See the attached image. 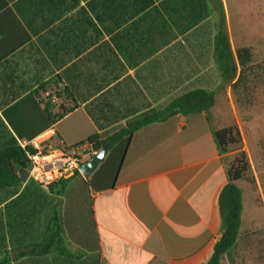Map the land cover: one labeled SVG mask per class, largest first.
I'll return each mask as SVG.
<instances>
[{"label":"crops","instance_id":"crops-1","mask_svg":"<svg viewBox=\"0 0 264 264\" xmlns=\"http://www.w3.org/2000/svg\"><path fill=\"white\" fill-rule=\"evenodd\" d=\"M80 2L67 11L52 7L51 0H0V146L11 138L32 143L58 136L60 144L72 147L99 133L84 105L46 129L44 106L38 104L52 93L40 86L83 55L69 60L65 49L69 24L85 4ZM72 29L82 35L77 24ZM86 37L87 44L92 42L87 52L98 41L93 44L92 27ZM179 42L183 48L166 54L165 49L152 55L130 49L124 57L125 64H135L125 77L137 86L138 99L131 102L137 114L163 110L194 88L220 86L210 55L196 56ZM70 46L81 47L82 37ZM38 89L40 98L28 97ZM238 113L228 85L217 93L209 114L170 113L147 125L130 142L110 147L89 178L81 174L68 180L60 194L58 187H42L30 175L17 188L0 189V264H206L221 238L217 197L227 183L208 116L214 128L222 129L238 124ZM243 205L238 246L244 199ZM54 224L63 243L42 248L51 241ZM62 246L66 250H58Z\"/></svg>","mask_w":264,"mask_h":264},{"label":"trees","instance_id":"trees-1","mask_svg":"<svg viewBox=\"0 0 264 264\" xmlns=\"http://www.w3.org/2000/svg\"><path fill=\"white\" fill-rule=\"evenodd\" d=\"M75 15V23L69 24L67 35L68 59L82 55L76 62H69L62 74L54 76L40 86L51 88L52 93L40 101L47 123L46 129L73 113L84 105L88 115L96 125V133L84 142L67 147L55 136L49 143H56L69 151H79L84 146L88 154L99 152L106 144L113 147L126 140L149 124L159 122L173 115L189 116L198 113L209 114L215 105L217 93L230 85L239 111H249L259 102L264 93V61H258L252 48L233 50L227 31L225 9L222 0H84ZM80 0H51L52 7H63L67 11L80 6ZM73 20L69 18L68 21ZM78 25L82 35L75 34L72 26ZM94 29L95 45L86 52L91 38L86 42L88 28ZM82 28V29H81ZM75 37H82V46H70ZM109 37V39H105ZM183 40L196 56L210 55L212 65L221 78L216 89L194 88L176 98L165 109H153L137 114L131 102L138 99L137 86L131 78L125 77L128 67L135 65L124 57L129 50L152 55L182 47ZM126 41H132V47ZM87 44V46H86ZM138 44V45H134ZM141 44V45H140ZM183 48V47H182ZM128 65V66H126ZM129 81V82H128ZM84 88V91H80ZM40 89L28 97L40 98ZM125 121L116 132L105 136L103 131ZM211 133L220 155L229 152L231 146L240 143V132L236 126L216 129L208 116ZM46 142V143H48ZM36 150L32 146L23 149L18 141L11 138L0 146V189L17 188L21 183V173L30 171V155ZM227 176L226 185L217 197V213L221 219V238L214 245L206 264H222L238 246L241 236L243 214V190L237 184L247 181L255 184L251 176V166L243 152L230 163L222 160ZM67 181L52 184L62 193ZM51 241L46 240L42 248L63 243L60 227L54 224ZM57 237V239H55ZM58 250H66L64 246ZM46 251V250H45ZM61 251V252H62Z\"/></svg>","mask_w":264,"mask_h":264},{"label":"rangeland","instance_id":"rangeland-1","mask_svg":"<svg viewBox=\"0 0 264 264\" xmlns=\"http://www.w3.org/2000/svg\"><path fill=\"white\" fill-rule=\"evenodd\" d=\"M226 6L227 31L232 48H252L258 61H264V0H223ZM240 143L230 147L223 156L232 162L241 152L247 155L255 184L240 181L244 191L245 225L239 246L222 264H264V93L249 111H239ZM47 149L61 148L45 143ZM83 150L76 151L82 155ZM259 218L258 223H252Z\"/></svg>","mask_w":264,"mask_h":264},{"label":"built area","instance_id":"built-area-1","mask_svg":"<svg viewBox=\"0 0 264 264\" xmlns=\"http://www.w3.org/2000/svg\"><path fill=\"white\" fill-rule=\"evenodd\" d=\"M47 139L35 140L32 143L19 141L21 148L26 149L28 146L34 147L36 152L30 155L31 169L30 177L40 186L49 188L52 184L60 181H68L81 175L80 166L83 157L88 154L87 146H84L82 155H77L63 147L56 149H47L45 143Z\"/></svg>","mask_w":264,"mask_h":264},{"label":"water","instance_id":"water-1","mask_svg":"<svg viewBox=\"0 0 264 264\" xmlns=\"http://www.w3.org/2000/svg\"><path fill=\"white\" fill-rule=\"evenodd\" d=\"M109 149V144H106L99 152H95L94 155L90 156L87 161L81 164L80 171L85 178H89L93 174V172L99 167L101 162L105 159L106 155L108 154ZM28 176V171L21 173L22 181L25 182Z\"/></svg>","mask_w":264,"mask_h":264}]
</instances>
